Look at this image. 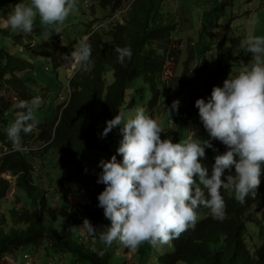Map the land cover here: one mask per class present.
I'll use <instances>...</instances> for the list:
<instances>
[{"label":"trees","instance_id":"obj_1","mask_svg":"<svg viewBox=\"0 0 264 264\" xmlns=\"http://www.w3.org/2000/svg\"><path fill=\"white\" fill-rule=\"evenodd\" d=\"M163 3V0L97 1L96 6L100 11L107 12V17L126 5L128 9L122 15V22L116 20L111 27L93 31L100 19L90 23L93 26L92 34L85 42L92 46V70L85 73L78 66L68 83L72 90L70 102L67 106L64 102L59 105V114L55 120L45 118L38 122L32 133H22L24 146L33 148L39 145L38 151L12 150L7 128L16 118L14 113L20 109L15 107L13 115L10 114L13 105L2 92L10 90L18 102L30 101L36 96L45 100L46 94L40 88L38 92L29 89L31 84L37 85V82L22 75L24 70L33 69L34 66L0 47V176L10 173L16 177V192L13 194L15 206L0 215V260L8 255L17 256L21 249L35 253L48 249L47 252L52 251V259L56 256L64 258V254L71 253L77 262L112 263L116 242L109 247L99 240V231L111 224L104 217L103 209L98 207V196L106 186L100 184L96 191L86 193L85 200L77 204L78 215L66 203L62 205L59 212L64 224L59 230L47 215L51 205L50 192L37 183L34 160L39 151L45 157L51 150H56L60 155V166L71 170L62 174L60 180L65 183V180L77 182L86 175V151L116 155L114 149L121 137L120 128L114 129L104 138H101V134L107 126L106 122L118 115L119 111L138 107L137 95L128 99L130 87L138 81H144L150 88L152 97L144 107L148 111L147 115L153 118L160 108L169 113L168 109H171L174 101H186L187 111H181L188 118L181 122V117L175 120L179 128L171 138L174 143L183 139L184 130L191 128L189 120L193 121L194 115L199 113L195 102L201 98L207 101V96L197 92L202 88L199 81L200 67L193 73L189 61H186L183 72H178L182 40L174 38L173 33L178 24L163 11ZM4 5L5 0H0V9ZM91 8L96 14L98 9L93 6ZM20 32L13 35L11 30L0 29V34L21 43L22 48L29 50L32 57L35 55L50 59L54 69L63 67L69 58L67 56H70L78 43V40L68 45L57 43L53 50H48L35 39H31V42H36L34 45L22 42L25 37L31 38L34 34L45 35V28L34 26L32 33ZM116 47H130L132 58H126L121 64L115 52ZM201 61L198 66H207L206 58ZM110 72L113 73L112 82ZM215 75L211 74L206 84L208 93L212 92ZM174 115L173 112L168 120L174 118ZM194 125L199 130L197 138L210 139L200 120L194 121ZM212 144L217 151L206 148V156L201 158L210 175L214 157L228 150L218 140H213ZM117 159L122 162L123 158L117 156ZM228 174L226 171L225 177ZM232 174H235L234 169ZM12 187L8 180L0 178V204L8 201ZM38 195H41L39 200ZM222 195L226 203V218L223 221L213 218L209 209L201 207L198 209L199 219L195 229L183 233L169 247L164 245L153 248L147 243L142 244L133 252L138 257L137 264H149L151 260L159 264H264V177L257 197L253 199L249 196L244 204L236 201L232 192L222 190ZM79 215L84 220L88 219L97 230L95 237L87 232L88 244L84 243V238L76 239L78 228L76 231L70 230L82 222L78 219ZM254 228L258 231L257 238L253 234ZM130 250L127 248V251ZM122 264H128L127 258Z\"/></svg>","mask_w":264,"mask_h":264},{"label":"clouds","instance_id":"obj_2","mask_svg":"<svg viewBox=\"0 0 264 264\" xmlns=\"http://www.w3.org/2000/svg\"><path fill=\"white\" fill-rule=\"evenodd\" d=\"M76 10L77 0H31L30 4H16L7 23L13 32L32 33L39 16L46 35L60 34ZM241 48L252 54L251 62L242 65L235 78L230 75L223 87H214L207 101L201 98L195 102L210 139H193L192 135L179 143L171 138L162 139L161 124L147 115L143 107H137L134 116L119 111L106 122L101 138L116 128H120L123 138L117 154L99 163L102 172L97 183L106 187L98 196V207L111 222L110 227L99 231V240L105 245L110 247L118 242L132 251L145 243L153 248L168 245L189 229H195L201 207L209 209L219 221L226 218L222 190L234 193L240 204L249 196L257 197L264 177V36L246 38L241 41ZM115 52L121 64L133 55L130 47H116ZM91 54V44L81 42L67 57L87 73L94 63ZM42 103V98L36 96L16 105L20 111L7 128L13 151H38L35 146H24L22 133L30 134L37 127L35 112ZM179 105V100L174 101L169 114L178 112ZM213 140L220 141L228 150L214 157L210 175L201 158H205L206 148L217 151ZM117 156L123 158L122 162ZM226 171L229 174L225 177ZM79 228L93 237L97 235L88 219ZM10 257L14 261L15 256L8 255L0 264ZM25 258L34 256L27 254Z\"/></svg>","mask_w":264,"mask_h":264},{"label":"rangeland","instance_id":"obj_3","mask_svg":"<svg viewBox=\"0 0 264 264\" xmlns=\"http://www.w3.org/2000/svg\"><path fill=\"white\" fill-rule=\"evenodd\" d=\"M22 2L30 4L31 0H15L13 2L5 0V5L0 9V29L11 30L7 23V18L14 11L15 5ZM90 2L91 0H77V10L68 17L60 34L55 32H49L47 35L41 36L34 34L31 38L25 37L24 41H22L24 42L23 44H28L31 42V39H35L38 44L41 43L46 49L53 50L57 43L68 45L70 42L78 40L77 45H79L81 42H85L93 28V26H90V23L97 19L103 20L108 16L107 12H101L96 4L93 7L98 9L96 12L98 14H94ZM163 2V11L178 24V28L173 33V36L175 39L182 40V51L179 57L180 60L177 63L178 72L179 74L183 72L186 61H189L193 73L200 67L201 75L199 81L202 88L197 90V92L206 95L208 100L212 92L208 93L206 84L210 81L211 74L216 73L213 88L216 86L223 87L224 81L230 75L232 78H235L242 65H247L251 62L252 54L246 53L241 48V41L253 36H264V0H163ZM127 6L117 11L121 13L117 19L119 22H122V15L125 14L126 11L124 9ZM96 16L99 18H96ZM110 17H107V19H110ZM34 26L44 28L41 25L39 16H37ZM11 32L15 35L20 31L13 32L11 30ZM0 47L16 54L22 60L30 62L34 66L33 69L24 70L22 75L25 78L36 80L37 85L33 83L29 89L33 88L34 91L38 92V88H40L46 94L45 100H43V103L35 112L37 121L42 122L45 118L55 120L59 114V105L62 103L59 97L60 95H65V88L78 68V64L68 58L63 67L54 69L50 59L36 57L35 55L32 57L29 50L22 48L21 43H16L12 37L3 34H0ZM204 58L207 59V66H198L202 63L201 59ZM46 67H48L49 71H46ZM109 74L112 82L113 73L110 72ZM177 85H180V83H177ZM4 93L7 101L13 105L9 110L10 114L13 115L16 110L14 108L19 103V100L10 90L2 92V94ZM134 96L139 101L138 107H143L145 113L148 114L144 106L150 101L152 94L149 86L144 81H138L130 87L128 99L134 98ZM181 110L187 111L186 101H182L180 103V110L178 112L172 111L171 115L164 108H160L156 112L155 119L158 120L163 129V133L161 134L162 139L172 138V135L179 128L178 125L171 124L170 120H168L173 112L180 115V122L188 118ZM125 112L131 116L135 115V109ZM14 115L16 114L14 113ZM197 120H200L199 113L194 115L193 121L192 119L189 121L191 128L189 129L188 127L184 130L182 133L183 139L189 135H192L193 139L199 136V130H196L194 125V121ZM122 138L121 135L116 143L114 149L116 153ZM34 146L36 148L40 147L39 145ZM38 153L37 159L34 160L36 165V181L42 188L50 192L51 205L47 215L51 218L53 225L61 230L64 224L63 216L59 212L62 205L66 203L72 212L78 215L77 204L85 200L87 192L96 191L98 185H100L97 183L99 175L102 172V169L99 167L100 161L110 160L112 155L99 151H86L88 157L86 175L83 178H79L77 182L65 180V183H61L62 174L71 170L63 167V165L60 166V155L54 149L45 157H42L41 151ZM1 177L8 180L13 187L8 201H3L0 204V215L1 213H7L11 207L15 206L13 194L16 192V177L10 173L3 174ZM59 184H61L60 187ZM40 196L38 195V200ZM80 198L82 199L81 201ZM78 219L82 222L78 223L76 239L82 240L84 238V243L88 244L87 230L79 228L83 227L84 219L80 215ZM58 220L60 222H57ZM257 233V229L254 228L253 234L255 238L258 236ZM89 241L92 242L91 239ZM116 245L111 264H122L125 258H127L128 264L138 263L139 260L137 255L133 254L134 251H127V248L118 242H116ZM47 250L41 249L39 252L34 253L21 249L18 255L15 256L14 261L10 257V260H5L3 264H89L87 262H77L71 253L64 254V258L56 256V258L51 259L50 255L52 251L47 252ZM27 254L33 255L34 258L37 256V259H26L25 256ZM149 264L159 263L151 260ZM178 264L185 263L180 262Z\"/></svg>","mask_w":264,"mask_h":264},{"label":"built area","instance_id":"obj_4","mask_svg":"<svg viewBox=\"0 0 264 264\" xmlns=\"http://www.w3.org/2000/svg\"><path fill=\"white\" fill-rule=\"evenodd\" d=\"M127 9H128V6L124 10L126 11ZM120 14L121 13H119V12H117V13L115 12L114 14H112L113 16L112 15H111V17L109 16L110 19H104V20L100 21V23H98L96 25V27H94L93 31H98V30H101L103 28L111 27V25L118 19ZM78 66H79V64H78ZM46 71H49L48 67H46ZM65 91H66L65 95H60L59 98H60V100H62V102L65 103V106H67L68 103L70 102V99L72 96V90H70L69 85L65 88ZM179 118H180V115L178 113H176L174 115V118H172L171 123L173 124L174 121L176 119H179Z\"/></svg>","mask_w":264,"mask_h":264},{"label":"crops","instance_id":"obj_5","mask_svg":"<svg viewBox=\"0 0 264 264\" xmlns=\"http://www.w3.org/2000/svg\"><path fill=\"white\" fill-rule=\"evenodd\" d=\"M96 2H97V0H91V2H90V6H91V7H92V6H95ZM88 4H89V2H88ZM101 12H102V11H101ZM96 14H98V13H96ZM96 18H99V17L96 16Z\"/></svg>","mask_w":264,"mask_h":264}]
</instances>
